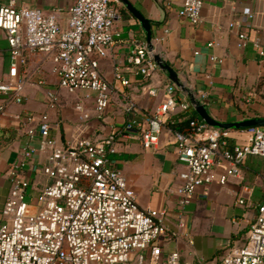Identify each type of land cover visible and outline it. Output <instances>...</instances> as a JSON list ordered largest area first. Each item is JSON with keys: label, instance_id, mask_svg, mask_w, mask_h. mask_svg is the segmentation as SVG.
Returning a JSON list of instances; mask_svg holds the SVG:
<instances>
[{"label": "built area", "instance_id": "built-area-1", "mask_svg": "<svg viewBox=\"0 0 264 264\" xmlns=\"http://www.w3.org/2000/svg\"><path fill=\"white\" fill-rule=\"evenodd\" d=\"M112 2L76 0L67 29L60 26L55 13L38 7L14 3L0 7V29L6 33L11 57L9 77L0 80V136L7 108L24 101L28 81L20 77V69L37 54L51 59L60 88L70 93L85 91L88 97L95 94L96 114L104 117L114 84L101 73L99 63L115 43L119 14ZM203 7V0H184L178 14L196 25L201 22ZM237 25L231 22L230 27ZM239 37V45L244 46L246 33L240 32ZM162 40L159 37L151 43L138 44L128 57L144 77L161 68L155 56L160 55L158 45ZM256 45L264 57V47ZM211 59L213 63L222 62L215 56ZM37 73L34 83L43 87L47 78L42 69ZM114 76L128 84L120 68ZM182 88L167 85V100L148 115L147 127L139 135L146 149L156 147L172 113L195 108L192 102L178 98L177 90ZM158 91L152 88L149 93L156 96ZM45 94L48 108H55L58 92L47 89ZM192 97L202 103L207 93L192 92ZM77 108L83 107L79 104ZM133 108L131 104L128 109ZM26 117L36 121L31 113ZM136 127L138 122L128 116L121 128L101 142L77 138L60 145L52 135L49 112L39 115L37 124L27 131L37 145L22 150V157L12 169L9 195L0 208V264H130L136 256L137 264H180L179 251L159 260L156 240L166 232V211L141 208L124 171L110 158L117 153L116 136ZM229 130L212 126L201 117L190 121V131L173 130L184 169L178 174L180 183L169 191L178 195L181 206L190 202L199 187L213 180L216 165L228 163L221 180L225 183L229 176H240L249 155L264 156V127L236 129L245 131L244 140L233 145ZM36 158L40 159L39 172L48 180L40 188L19 174ZM239 203L245 204V199ZM204 264H264V200L249 220L245 243L230 247L220 260Z\"/></svg>", "mask_w": 264, "mask_h": 264}, {"label": "crops", "instance_id": "crops-1", "mask_svg": "<svg viewBox=\"0 0 264 264\" xmlns=\"http://www.w3.org/2000/svg\"><path fill=\"white\" fill-rule=\"evenodd\" d=\"M129 1L151 21L152 39L163 38L158 45L159 54L176 70L178 80L183 84V88L177 90L180 100L192 102V92L205 91L207 97L202 104L216 120L231 122L264 117V57L256 45L259 43L264 47V0H203L202 19L196 25L178 14L184 0ZM75 2L0 0V7L11 3L19 7H38L46 13H55L60 26L67 29ZM112 4L119 14L115 22V43L108 55L100 60L99 68L114 88L111 104L103 118L96 114L94 94L88 97L85 91L70 93L60 88L50 58L33 55L20 69V77L28 81L23 91L24 101L11 104L2 117L0 208L9 195L14 177L12 169L22 157V150L37 145V140L32 141L27 131L37 124L42 112H49L52 135L60 145L77 138L101 142L131 116L138 122V127L116 136L117 153L111 154L110 158L114 166L124 171L141 208L166 211V232L156 242L160 248L159 260H166L173 251H179L180 264L218 261L230 247L243 244V231L248 232L249 220L264 200V156L249 155L240 176H229L225 183L221 180L228 163L216 165L213 180L199 187L190 202L181 206L178 195L169 191L180 183L178 174L184 169L178 159L173 130L165 125L158 144L152 149H146L139 138L147 127L148 115L167 100L165 87L176 83L168 71L161 68L150 77H144L128 61L138 44L148 43L147 35L122 0H113ZM248 13L253 16L249 17ZM231 22L238 25L231 28ZM240 32L247 35L244 46L239 45ZM0 50V80H5L9 77L11 57L2 29ZM213 56L222 62L213 63ZM117 68L128 80L127 85L115 79ZM39 69L47 78L43 87L34 83ZM152 88L159 89L156 96L150 95ZM47 89L59 94V103L53 109L46 103ZM79 104L82 110L77 108ZM131 104L134 108L130 111ZM28 113L34 115L36 121H28ZM244 133L230 129L231 144L242 143ZM39 169L40 159L36 158L19 174L36 182V188H40L48 180ZM242 198L245 204L239 203Z\"/></svg>", "mask_w": 264, "mask_h": 264}, {"label": "water", "instance_id": "water-1", "mask_svg": "<svg viewBox=\"0 0 264 264\" xmlns=\"http://www.w3.org/2000/svg\"><path fill=\"white\" fill-rule=\"evenodd\" d=\"M126 8L140 21L142 28L144 29L148 43L152 41V26L151 21L146 18L129 0H122ZM156 61L159 63L161 69L168 71L171 79L178 85L183 87V84L178 80V74L174 68L167 64L160 55L155 56ZM192 103L195 104L197 113L210 125L225 130L229 129H243L249 127H264V117H250L238 121L222 122L214 119L205 106L200 101L191 97Z\"/></svg>", "mask_w": 264, "mask_h": 264}, {"label": "trees", "instance_id": "trees-1", "mask_svg": "<svg viewBox=\"0 0 264 264\" xmlns=\"http://www.w3.org/2000/svg\"><path fill=\"white\" fill-rule=\"evenodd\" d=\"M199 117L196 109L190 108L187 111H179L176 114L171 115L168 118L166 125L175 131L187 132L190 131V121Z\"/></svg>", "mask_w": 264, "mask_h": 264}, {"label": "rangeland", "instance_id": "rangeland-1", "mask_svg": "<svg viewBox=\"0 0 264 264\" xmlns=\"http://www.w3.org/2000/svg\"><path fill=\"white\" fill-rule=\"evenodd\" d=\"M94 99H95V94H94ZM161 237V236H160ZM159 237V238H160ZM158 238V239H159ZM246 239H247V233L245 232V231H243V243H245V241H246ZM156 241H158V240H156ZM243 245V244H242ZM134 261V262H133ZM132 261V263L131 264H137V262H138V258H137V256H136V259L135 260H133ZM160 261H162V260H160Z\"/></svg>", "mask_w": 264, "mask_h": 264}]
</instances>
